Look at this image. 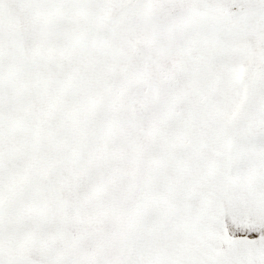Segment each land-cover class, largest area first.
<instances>
[{"label": "snow or ice", "instance_id": "1", "mask_svg": "<svg viewBox=\"0 0 264 264\" xmlns=\"http://www.w3.org/2000/svg\"><path fill=\"white\" fill-rule=\"evenodd\" d=\"M0 264H264V0H0Z\"/></svg>", "mask_w": 264, "mask_h": 264}]
</instances>
